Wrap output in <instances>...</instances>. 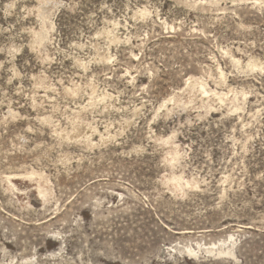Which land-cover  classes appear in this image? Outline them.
Wrapping results in <instances>:
<instances>
[{"label": "rangeland", "instance_id": "374dc122", "mask_svg": "<svg viewBox=\"0 0 264 264\" xmlns=\"http://www.w3.org/2000/svg\"><path fill=\"white\" fill-rule=\"evenodd\" d=\"M0 264H264V0H0Z\"/></svg>", "mask_w": 264, "mask_h": 264}, {"label": "bare ground", "instance_id": "6f19581e", "mask_svg": "<svg viewBox=\"0 0 264 264\" xmlns=\"http://www.w3.org/2000/svg\"><path fill=\"white\" fill-rule=\"evenodd\" d=\"M177 183V182H176ZM192 252V251H191ZM194 252V251H193ZM220 253V252H219ZM222 253H223V251H222ZM235 255V254H234Z\"/></svg>", "mask_w": 264, "mask_h": 264}]
</instances>
